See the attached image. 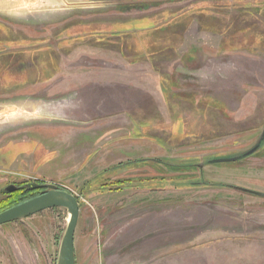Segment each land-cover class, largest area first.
Masks as SVG:
<instances>
[{
	"label": "rangeland",
	"instance_id": "obj_1",
	"mask_svg": "<svg viewBox=\"0 0 264 264\" xmlns=\"http://www.w3.org/2000/svg\"><path fill=\"white\" fill-rule=\"evenodd\" d=\"M0 38L32 53L0 61V147L34 139L0 199L73 193L75 264H264V0H0ZM67 219L0 225V264H56Z\"/></svg>",
	"mask_w": 264,
	"mask_h": 264
},
{
	"label": "water",
	"instance_id": "obj_2",
	"mask_svg": "<svg viewBox=\"0 0 264 264\" xmlns=\"http://www.w3.org/2000/svg\"><path fill=\"white\" fill-rule=\"evenodd\" d=\"M262 139H264V133L261 140ZM258 146L259 143L243 155L252 154ZM239 157L240 156L237 158ZM234 160L235 158H221L214 160V162H228ZM31 187L35 189L45 188L46 190L33 198L1 211L0 225L30 217L46 209H66L68 219L60 241L56 264H75L74 232L79 215V201L77 197L67 190L59 189L58 186L53 183L45 182L44 184H33ZM14 190L15 187L13 186L7 188V191Z\"/></svg>",
	"mask_w": 264,
	"mask_h": 264
},
{
	"label": "crops",
	"instance_id": "obj_3",
	"mask_svg": "<svg viewBox=\"0 0 264 264\" xmlns=\"http://www.w3.org/2000/svg\"><path fill=\"white\" fill-rule=\"evenodd\" d=\"M7 1L10 2V3H16V4L17 3H21V1H22V3L25 2L27 4L28 1H32V0H27V1L26 0H7ZM8 49H4L3 46H0V61L1 62H2V58L6 57V56H7L8 61H12V60L15 61V59H17L16 56H18V58H19L20 55H23L26 63L27 64L31 63V60H32L31 51H28V50H26V48H24V49H20V51H17L15 53V52H12V51H6ZM11 63L9 62V65ZM24 69L28 70V68H26L25 65H24ZM28 77L24 78V83L23 84H21V83H18V84L21 85V86H24V87H28L29 84H32V82H33V81L30 80L31 77H29V78ZM38 85H42V84L38 83ZM9 87H10V85L8 83L7 84V90L3 89V88H2V90L3 91H8ZM103 87H105V86H103ZM100 89H102V91L104 93L110 92L107 88H100ZM97 115L98 116H103V115H105V112L97 113ZM33 141H34V139H31L29 137V138H26V139H23V140H17V141H11L10 140V141H8V144L6 143L7 145L1 146L0 148L2 150V162L0 161V165H5V163L8 162V161L5 162L3 160H9V158L11 156V146H13L14 144H17V145H28V144H31ZM36 144H38V141L36 142ZM40 146L42 147V149L40 151L41 153L45 152V154H48L51 150H53V148H49L48 146L43 145L42 143L40 144ZM36 147L35 148H31V150H29V151L28 150H24V151L20 152V150H17L15 159L13 161H11L9 163V165H8L9 169H11V170L19 169L20 170L21 168H31L32 166H34V167L38 166L39 169L42 167V169H43V165H45L46 162L41 159V155H40L41 153L38 152L40 147H38V146H36ZM6 153H7V155H6ZM23 173H25V172H23ZM35 175H37L38 178L40 177V176H38V174H35ZM238 252L240 253L241 250H239Z\"/></svg>",
	"mask_w": 264,
	"mask_h": 264
},
{
	"label": "trees",
	"instance_id": "obj_4",
	"mask_svg": "<svg viewBox=\"0 0 264 264\" xmlns=\"http://www.w3.org/2000/svg\"><path fill=\"white\" fill-rule=\"evenodd\" d=\"M259 147L260 145L258 146V148ZM258 148L256 150H258ZM240 157H243V156H240ZM130 182H132L131 179H124V180H116L112 184L116 186L115 188L116 191H121ZM124 184H126V186H124ZM7 194H8L7 197L0 199V212L14 205H17L21 201H24L25 199L31 197L32 195H35L36 192L33 193L32 195H25L26 193L25 191L23 192V188H16L14 191H7Z\"/></svg>",
	"mask_w": 264,
	"mask_h": 264
},
{
	"label": "flooded vegetation",
	"instance_id": "obj_5",
	"mask_svg": "<svg viewBox=\"0 0 264 264\" xmlns=\"http://www.w3.org/2000/svg\"><path fill=\"white\" fill-rule=\"evenodd\" d=\"M25 182H28V181H30V178H25V180H24ZM36 184H44L45 182H43L42 180H36V182H35ZM16 188H23V192L25 191V195H32L33 193H35L36 192V194L35 195H32L31 197H29V198H27V199H25L24 201H26V200H28V199H30V198H33V197H35V196H37V195H39V194H41V193H43L46 189L45 188H32L31 186L30 187H28V186H26V184H24V186H23V184H20V185H17V186H15V189ZM32 189V190H31ZM5 191H7V190H5ZM21 202H23V201H21ZM20 202V203H21ZM19 204V203H18Z\"/></svg>",
	"mask_w": 264,
	"mask_h": 264
},
{
	"label": "bare ground",
	"instance_id": "obj_6",
	"mask_svg": "<svg viewBox=\"0 0 264 264\" xmlns=\"http://www.w3.org/2000/svg\"><path fill=\"white\" fill-rule=\"evenodd\" d=\"M26 1H27V0H26ZM21 3H22V1H21ZM23 4H24V5H26V3H25V2H23ZM11 5H12V4H11Z\"/></svg>",
	"mask_w": 264,
	"mask_h": 264
},
{
	"label": "built area",
	"instance_id": "obj_7",
	"mask_svg": "<svg viewBox=\"0 0 264 264\" xmlns=\"http://www.w3.org/2000/svg\"><path fill=\"white\" fill-rule=\"evenodd\" d=\"M54 184V183H53ZM56 185V184H55Z\"/></svg>",
	"mask_w": 264,
	"mask_h": 264
}]
</instances>
